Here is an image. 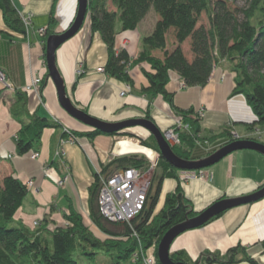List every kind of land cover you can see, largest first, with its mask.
<instances>
[{"label":"trees","instance_id":"1","mask_svg":"<svg viewBox=\"0 0 264 264\" xmlns=\"http://www.w3.org/2000/svg\"><path fill=\"white\" fill-rule=\"evenodd\" d=\"M150 8L155 10L158 18L152 31L143 35L138 55L132 57L126 48H117L118 29L136 28ZM204 12L209 24L198 25ZM0 13L7 30L26 34L13 0H0ZM87 16L91 30L98 31L106 44L107 58L103 68L109 76L133 86L130 70L141 64V71L147 79L141 91L150 97L160 94L173 103L174 93L167 87L172 70L178 72L187 86L205 85L213 69L219 66L234 73L232 94H244L256 114L252 124H264V0H249L241 7H232L228 0H88ZM56 24L57 17L52 9L46 37L59 32L55 29ZM2 31L4 29L0 28ZM82 74H78L72 84L73 89ZM48 76L47 69L42 76L41 88ZM15 92L16 99L10 104V111L19 123L16 152L32 153L41 146L43 130L58 126L59 122L38 110L31 112L26 90L16 88ZM178 113L187 126L176 127L180 142L172 145V149L182 158L206 157L239 138L230 126H223L219 132L202 134V115L192 106L179 109ZM146 116L151 118L149 113ZM99 134L136 137L140 143L160 152L153 133L144 136L129 128L112 133L93 127L86 130L66 128L62 138L73 136L77 141L83 136L94 138ZM148 166L149 160L141 153L119 154L103 163L101 171L94 173L89 186V216L98 230L75 209L65 213V224L53 228L40 224L31 228L16 221L15 214L28 195L29 187L27 181L14 172L5 174L0 180V264H81L80 259L86 260L87 264H143L139 259L133 260L132 254L140 246L148 248L153 244L158 257V243L163 234L207 206L195 208L181 182V172L197 169L176 167L160 154L143 208L129 221H114L103 216L98 203L100 176L120 167L146 170ZM166 177L176 179L177 184L174 190L166 193L163 205L156 210ZM224 212L212 216L202 225ZM261 243L264 247V239ZM170 256L174 261L187 264H234L244 260L251 264H264L241 243L230 246L224 253L205 249L195 259L182 248L170 251ZM157 262L161 264L159 258Z\"/></svg>","mask_w":264,"mask_h":264},{"label":"crops","instance_id":"2","mask_svg":"<svg viewBox=\"0 0 264 264\" xmlns=\"http://www.w3.org/2000/svg\"><path fill=\"white\" fill-rule=\"evenodd\" d=\"M13 2L20 15L32 14V22L28 34L15 33L7 30L0 13V28L4 29L0 32V68L10 79L8 86L0 84V88L5 87L0 89V180L11 172L25 181L33 179L28 195L15 214L18 222L32 228L34 220L38 219L40 225L53 228L66 223L64 215L71 209L82 212L85 221L90 222L89 186L102 164L119 155L114 151L118 135L83 136L66 143L64 154H57L63 131L80 124L58 103L55 93L48 91L50 76L45 88L39 86L27 91L31 112L38 110L40 114L59 122L58 126L43 130L38 157H32L31 152H16L19 123L10 111V104L16 99V88L25 90L24 86L33 76H45L47 72L44 55V40L47 37L40 35L37 29L48 25L52 9L57 17L55 29L59 32L67 29L76 16L78 0ZM157 18L158 14L149 10L136 28L118 29L117 48H126L132 57H136L143 35L152 31ZM106 58V44L98 31L91 30L88 16L82 28L56 51V63L67 95L90 114L107 121H119L147 117L149 113L151 119L164 129L178 120L179 109L192 106L198 112L203 109L200 119L202 134L219 132L223 126H230L238 137L254 138L264 143V125L252 124L256 114L246 97L242 93L232 94L235 86L233 72L218 66L205 85L183 87V79L172 70L167 85L168 90L174 93L173 103H170L160 94L150 97L141 91V87L147 84L141 64L131 68L134 84L130 91L121 95L120 91L128 83L98 69L104 65ZM80 64L84 72L73 89ZM129 129L144 136L150 132L142 125ZM203 170L207 174L205 178L191 175L186 180L182 179L188 171L180 175L184 191L197 209L208 206L220 196H239L264 185V154L250 148L237 149ZM65 175L68 179L59 184ZM176 184L174 178L164 179L156 210L163 205L166 193L174 190ZM262 239L264 197L234 206L207 224L185 230L173 240L171 251L182 248L195 259L205 249L224 253L230 246L241 243L251 255L264 263ZM234 264L251 263L244 260Z\"/></svg>","mask_w":264,"mask_h":264},{"label":"water","instance_id":"3","mask_svg":"<svg viewBox=\"0 0 264 264\" xmlns=\"http://www.w3.org/2000/svg\"><path fill=\"white\" fill-rule=\"evenodd\" d=\"M88 0H78L77 13L71 25L57 33H51L46 38L45 62L49 76L54 80L58 98L61 105L76 118L82 119L93 128H98L103 132L112 133L124 128L142 125L156 137L160 154L176 167L181 169H201L208 167L227 154L237 149L250 148L264 154V143L254 138H236L235 140L220 147L210 155L200 159H186L178 156L172 149V145L165 137L160 126L151 118L134 117L119 121H107L90 114L85 109L77 106L66 93L63 77L56 63V51L66 40L74 36L84 25L87 17ZM264 197V185L259 189L234 197H223L215 200L197 215L187 218L171 226L161 237L158 243V258L161 264H187L184 261H174L170 256L171 244L173 240L182 232L188 229L201 226L212 216L224 212L234 206L254 202Z\"/></svg>","mask_w":264,"mask_h":264},{"label":"built area","instance_id":"4","mask_svg":"<svg viewBox=\"0 0 264 264\" xmlns=\"http://www.w3.org/2000/svg\"><path fill=\"white\" fill-rule=\"evenodd\" d=\"M23 23L26 27V34H28L29 27L32 22V14H22L21 15ZM46 27H39L37 32L40 35H46ZM99 70L104 71L103 66L98 68ZM78 74L84 72L82 64L79 65L77 69ZM10 79L7 73L0 68V84L3 86H8ZM42 82V76L37 74L32 77L31 81L24 86L26 91L31 89H37ZM182 86L186 87L187 85L182 82ZM131 85L128 83L125 89L120 91V94L123 95L130 91ZM203 109L199 110V114H203ZM187 126L183 121L178 118L174 126L167 127L163 130V133L171 145L180 142L179 133L176 130V127ZM235 134V132H234ZM236 135V134H235ZM237 136V135H236ZM76 141L73 136L62 138L60 141L58 153L64 154L65 144L68 142ZM156 157L153 160H149L148 169L144 170L143 168L136 167H120L115 169L109 174H102L100 176L101 185L98 195V203L100 211L109 220H127L132 219L145 205L151 186V180L147 177V173L153 172V169L157 165L160 153L157 150ZM39 152L36 151L32 154V157H37ZM198 176L205 178L207 174L204 172L203 168L197 169L195 171H188L187 174L182 175V179H187L189 176ZM68 179V175H65L59 180V184H63ZM31 185L30 183H28ZM39 220H34V224L38 225ZM157 255L155 252V245L148 248L139 247L132 255V259H139L143 264H158Z\"/></svg>","mask_w":264,"mask_h":264},{"label":"rangeland","instance_id":"5","mask_svg":"<svg viewBox=\"0 0 264 264\" xmlns=\"http://www.w3.org/2000/svg\"><path fill=\"white\" fill-rule=\"evenodd\" d=\"M229 1V3L231 4V6L232 7H241V6H245L247 3H248V1L249 0H228ZM150 10L152 11V12H154L155 10L153 9V8H150ZM199 24H205V25H208L209 24V18H208V16H207V14L204 12V13H202L201 14V16H200V18H199V21H198V25ZM118 26H120V23H119V20H118ZM49 83H50V87H49V89H48V91H53L54 93H55V96H56V99H57V101H58V103L61 105V103H60V101H59V98H58V93H57V88H56V85H55V82H54V80L50 77V79H49ZM46 87V84L44 85V87L43 88H45ZM62 106V105H61ZM63 107V106H62ZM63 109L68 113V114H70L64 107H63ZM50 114V113H49ZM71 115V114H70ZM80 125H76L74 128H77V129H88V128H91V126H89L87 123H85L82 119H79V118H76L75 116H73V115H71ZM264 125V124H263ZM120 136V135H119ZM118 136V138H120V137H129V136H120L119 137ZM117 138V139H118ZM129 138H132V139H134V140H136V141H138L137 139H136V137H129ZM139 142V141H138ZM140 143V142H139ZM141 144V143H140ZM152 175H153V172H149V173H147V177H149L150 178V180H152ZM151 187V186H150ZM40 221V220H39ZM90 224H92V227L95 229V230H98L97 229V227L93 224V223H91V221L89 222ZM39 224H41V221L39 222ZM38 224V225H39ZM33 225H34V227H32V228H36V224H34V222H33ZM134 253V252H133ZM133 255V254H132ZM85 261L86 260H83V259H80V263L81 264H87V263H85Z\"/></svg>","mask_w":264,"mask_h":264},{"label":"bare ground","instance_id":"6","mask_svg":"<svg viewBox=\"0 0 264 264\" xmlns=\"http://www.w3.org/2000/svg\"><path fill=\"white\" fill-rule=\"evenodd\" d=\"M59 149V147H58ZM58 149H57V154H60V152L58 153ZM156 149L149 147L147 145L144 144H140L138 141L129 138V137H120L116 140L115 143V149L114 151L116 153L119 154H128V153H141L143 155H145L147 157L148 160H153L156 157V152L154 151ZM158 151V150H157ZM36 152V151H34ZM31 153L32 154L34 153ZM159 152V151H158ZM160 153V152H159ZM9 156H11V154H9ZM38 157V156H37ZM102 168V167H101ZM101 168H99L98 171H101ZM97 171V172H98ZM27 183H30L31 185L33 184V179H29L27 181ZM30 185L28 184V187ZM150 190V189H149Z\"/></svg>","mask_w":264,"mask_h":264}]
</instances>
